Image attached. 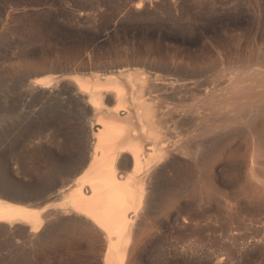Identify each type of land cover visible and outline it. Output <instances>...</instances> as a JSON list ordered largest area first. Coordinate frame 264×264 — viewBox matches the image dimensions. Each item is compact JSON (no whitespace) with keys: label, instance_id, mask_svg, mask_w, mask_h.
<instances>
[{"label":"bare ground","instance_id":"1","mask_svg":"<svg viewBox=\"0 0 264 264\" xmlns=\"http://www.w3.org/2000/svg\"><path fill=\"white\" fill-rule=\"evenodd\" d=\"M14 9H0V264H40L80 239L128 264L173 209L264 214L261 54L234 71L36 60L11 41Z\"/></svg>","mask_w":264,"mask_h":264},{"label":"rangeland","instance_id":"2","mask_svg":"<svg viewBox=\"0 0 264 264\" xmlns=\"http://www.w3.org/2000/svg\"><path fill=\"white\" fill-rule=\"evenodd\" d=\"M204 1L211 0H0V9L14 6L11 41L36 60L103 66L158 61L189 68L218 60L234 71L261 54L264 63V0H237L238 8L217 10L201 7ZM187 208L164 213L159 223L165 225L150 220L153 229L140 235L128 264H264V214L254 216L246 206L231 216L217 208ZM97 246L80 239L41 263L103 264Z\"/></svg>","mask_w":264,"mask_h":264}]
</instances>
